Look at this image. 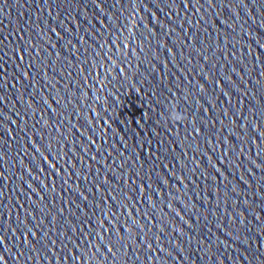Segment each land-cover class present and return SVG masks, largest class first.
Segmentation results:
<instances>
[{
	"label": "water",
	"instance_id": "obj_1",
	"mask_svg": "<svg viewBox=\"0 0 264 264\" xmlns=\"http://www.w3.org/2000/svg\"><path fill=\"white\" fill-rule=\"evenodd\" d=\"M0 264H264V0H0Z\"/></svg>",
	"mask_w": 264,
	"mask_h": 264
},
{
	"label": "clouds",
	"instance_id": "obj_2",
	"mask_svg": "<svg viewBox=\"0 0 264 264\" xmlns=\"http://www.w3.org/2000/svg\"><path fill=\"white\" fill-rule=\"evenodd\" d=\"M170 119H172L173 121H181L184 119V116L183 114L173 110L171 113H170Z\"/></svg>",
	"mask_w": 264,
	"mask_h": 264
}]
</instances>
